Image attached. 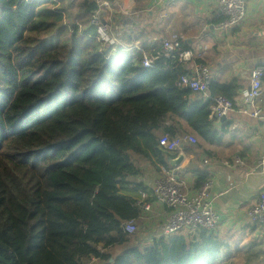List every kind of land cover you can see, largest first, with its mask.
Here are the masks:
<instances>
[{
	"label": "trees",
	"instance_id": "16d2710c",
	"mask_svg": "<svg viewBox=\"0 0 264 264\" xmlns=\"http://www.w3.org/2000/svg\"><path fill=\"white\" fill-rule=\"evenodd\" d=\"M49 3L0 0V264H220L215 231L139 247L123 224L141 216L140 163L168 167L162 137L184 125L217 143L229 124L217 131L212 100H191L178 59L143 67L162 40L154 51L105 45L90 25L95 1H83L78 24ZM209 90L232 101L231 87Z\"/></svg>",
	"mask_w": 264,
	"mask_h": 264
},
{
	"label": "crops",
	"instance_id": "0c3cea01",
	"mask_svg": "<svg viewBox=\"0 0 264 264\" xmlns=\"http://www.w3.org/2000/svg\"><path fill=\"white\" fill-rule=\"evenodd\" d=\"M49 1L50 10L64 12L65 24L80 23L84 0ZM109 1L107 7L99 8V16L104 18L103 24L115 28L114 38L121 41L120 45H127L122 49L132 52L148 47L154 51L161 39L180 37L214 83L232 88L231 100L235 105L226 118L213 120L217 131L229 124L217 143L201 140L182 125L174 139L191 136L196 144L183 142L177 150L167 151L168 139L164 136L162 147L171 156L168 167L155 165L154 161L140 163L137 182L148 192V201L144 203L151 206L148 212L141 211L135 222L145 227L136 244L144 247L159 238L169 213L150 196L154 180L173 176L179 190L191 196L198 189L195 181L204 176L211 182L210 194L219 216L214 235L223 244L220 264H264V232L246 217L264 189V177L255 168L264 156V125L237 110L240 98L249 89L250 70L264 66V0H246L243 21L225 33L216 30L222 16L214 0H168L161 5L152 0ZM115 18H121L120 28ZM185 69L189 70L190 65L185 64ZM207 99L202 93L191 95V100ZM260 105L264 109V82Z\"/></svg>",
	"mask_w": 264,
	"mask_h": 264
},
{
	"label": "built area",
	"instance_id": "2783aa9c",
	"mask_svg": "<svg viewBox=\"0 0 264 264\" xmlns=\"http://www.w3.org/2000/svg\"><path fill=\"white\" fill-rule=\"evenodd\" d=\"M155 5H161L168 0H152ZM98 8L107 7L109 0H95ZM215 5L222 16V19L216 25L219 33L227 32L237 27L244 19L246 13V0H214ZM90 25L96 27L98 40L109 46L114 45L115 41L109 39L108 25L100 20L99 9L96 10L90 18ZM162 51L154 55L142 54V65L145 68L153 67V64L161 56L169 59H178V61L190 65L187 75L180 77L179 82L189 89L192 93H202L208 99H211L209 119L219 121L226 118L235 108L234 103L224 96L210 95V83L212 78L201 63L194 61V55L190 50L180 49V37L161 39ZM141 51V50H139ZM264 66L254 67L249 72V89L240 98L238 103V113L247 117L257 119L264 125V109L260 105V99L263 91ZM183 142L196 144L194 137L186 136L184 139H174L167 142L165 148L167 151H175L182 146ZM264 177V156H261L255 167ZM211 182L206 181L196 192L188 196L179 190L178 185L170 177H158L151 186L150 196L154 202L164 206L168 210V215L161 229V236L168 237L179 232L189 231L196 227L204 228L209 231H216L219 225V216L214 209L213 199L210 194ZM142 212L150 210V204L143 201L147 199L148 192H138ZM247 220L255 224L264 232V189L258 194L257 201L252 204L247 211ZM123 232L132 236L137 232V226L134 221H127L123 224Z\"/></svg>",
	"mask_w": 264,
	"mask_h": 264
},
{
	"label": "rangeland",
	"instance_id": "374dc122",
	"mask_svg": "<svg viewBox=\"0 0 264 264\" xmlns=\"http://www.w3.org/2000/svg\"><path fill=\"white\" fill-rule=\"evenodd\" d=\"M113 31H115V28H113L112 27V29H111V27H108V34L107 35H109V39L111 40V41H115V43H114V45H120V43H121V41L120 40H116V38H114L115 36H114V32ZM103 44H105V43H103ZM105 45H108V44H105ZM123 48H127V45H123ZM136 226H137V232H136V234H134L132 237H130V238H132V243L134 244L135 243V240L137 239V236H138V234L139 233H141L140 231L141 230H144L145 229V227L142 225V224H136ZM183 234H185V235H188L189 234V231H184V233ZM121 250H122V247H115V248H112V249H108V252H111V254H113V255H117L118 253H120L121 252Z\"/></svg>",
	"mask_w": 264,
	"mask_h": 264
},
{
	"label": "water",
	"instance_id": "95a60500",
	"mask_svg": "<svg viewBox=\"0 0 264 264\" xmlns=\"http://www.w3.org/2000/svg\"><path fill=\"white\" fill-rule=\"evenodd\" d=\"M180 160V159H179ZM178 162V161H177Z\"/></svg>",
	"mask_w": 264,
	"mask_h": 264
}]
</instances>
